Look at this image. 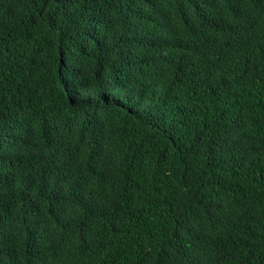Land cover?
Segmentation results:
<instances>
[{
    "label": "trees",
    "instance_id": "obj_1",
    "mask_svg": "<svg viewBox=\"0 0 264 264\" xmlns=\"http://www.w3.org/2000/svg\"><path fill=\"white\" fill-rule=\"evenodd\" d=\"M0 264H264V0H0Z\"/></svg>",
    "mask_w": 264,
    "mask_h": 264
}]
</instances>
